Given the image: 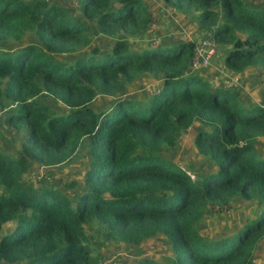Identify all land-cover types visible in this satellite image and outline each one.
I'll return each mask as SVG.
<instances>
[{
  "label": "trees",
  "instance_id": "16d2710c",
  "mask_svg": "<svg viewBox=\"0 0 264 264\" xmlns=\"http://www.w3.org/2000/svg\"><path fill=\"white\" fill-rule=\"evenodd\" d=\"M159 1L210 34L224 69L264 70V0ZM152 18L149 0H0V124L23 131L14 152L0 131V264H102L111 243L132 248V264H264V89L245 98L192 69V39L134 45ZM137 80L155 87L127 93ZM191 125L207 171L164 154ZM80 150L71 197L31 179L32 164ZM241 199L251 216L201 233L207 211ZM156 235L168 253L148 256L141 243Z\"/></svg>",
  "mask_w": 264,
  "mask_h": 264
},
{
  "label": "rangeland",
  "instance_id": "374dc122",
  "mask_svg": "<svg viewBox=\"0 0 264 264\" xmlns=\"http://www.w3.org/2000/svg\"><path fill=\"white\" fill-rule=\"evenodd\" d=\"M58 1L64 4L67 0H53ZM158 1V0H156ZM70 3L76 2V0H69ZM159 5H155V7H150V10L153 15V24L151 26V29L149 30V34L133 39L132 42L134 45H141L144 42L147 44L154 45L156 43H159L164 36H162L163 33L169 32L175 33L176 32V22L178 20L180 23L178 24L181 27V31H183L182 38L183 40H187L188 38H195L196 33L198 30L192 25L188 23V20H184V18H180V15L174 12L173 14L170 12L169 9H171L169 6H166L165 4H162L163 2L159 1ZM155 2H151L149 6H153ZM73 6L69 5V10L72 11ZM152 30V31H151ZM167 30V31H166ZM160 31V32H158ZM152 39V41H151ZM189 40V39H188ZM99 43V42H98ZM101 44V43H100ZM219 49V48H218ZM216 51V49H215ZM221 56L215 55L214 58L210 60L209 67L203 71V73H207L209 76H213V78H219L224 84H230V73L224 69L221 64ZM251 75V74H250ZM259 79L257 82V88L256 83H253V77L254 74L251 75V78L248 79L245 76H242L239 81V78H237V84L236 86L241 85V82L244 83L245 87L248 84L255 86V90H259L262 86H264V74H256L255 77ZM134 85L136 88L133 89V91H129L127 93H130L131 95L140 96L139 94L145 92H151L155 84L154 82H151V80H137ZM241 87V86H240ZM128 97V96H124ZM109 99L98 96L93 101V106L95 108L103 107L104 104H106ZM1 112V111H0ZM191 125L188 127L184 132L183 135L180 137V142L176 147H174L171 151L164 152L165 156L171 159H174L178 164L182 165L185 168H188L192 173H196V171H207L211 167V162L208 161L207 158H202L197 152L195 151L194 147L192 146V137L194 134V128ZM0 131L5 135V137L8 138V143H5L7 145V149L14 152L18 149L19 143L22 139V129H15L12 127H6L3 124H0ZM11 135L14 136L10 137ZM83 150H80L75 154V156L66 164H60V165H54L52 167H46L42 165H36L32 164V170L30 171L31 179L35 176L40 177V184H43L44 182L50 185L56 186L60 191L67 194L69 197L73 195V192L77 191V186L74 188L75 190L71 191L70 189H64L63 185L65 180L69 179H75V180H82V162H83V156H81L80 153H82ZM43 180V181H41ZM255 210V204L253 202H245L244 200H235L230 202V204L227 206V208L223 211H216V210H210L207 211L203 215V219L199 225L200 231L203 235L206 236H212L217 237L219 235L225 234L226 232H231L236 225H239L242 223L246 218L251 216V214ZM7 229H11L10 225H7ZM141 247L143 250V253L148 256H158L160 253H168L167 244L159 235L150 237L143 241L141 243ZM100 248L102 250L101 255L102 257V264H132L134 260V254L132 252V248H119L116 243L107 244L106 246L100 245ZM258 254L257 257H255V261L259 263H264V238L260 241L259 246L257 248Z\"/></svg>",
  "mask_w": 264,
  "mask_h": 264
},
{
  "label": "crops",
  "instance_id": "0c3cea01",
  "mask_svg": "<svg viewBox=\"0 0 264 264\" xmlns=\"http://www.w3.org/2000/svg\"><path fill=\"white\" fill-rule=\"evenodd\" d=\"M151 2H155V4L153 5V6H150L151 8H152V10H153V8L155 7V5L157 4V5H159L160 4V2H159V0L158 1H156V0H149V5L151 4ZM162 4H164V3H162ZM166 5V4H165ZM167 6V5H166ZM170 12L173 14L175 11L174 10H172V9H169V14H170ZM174 15V14H173ZM180 23V21L178 20V22H176L175 24H176V32L175 33H169V32H165V33H163L162 34V36H164V38H162L161 40H160V42H166V41H168L169 42V40H176V39H174V38H184L183 36H182V33H183V31H181V27L178 25ZM151 29V28H150ZM152 31V30H151ZM167 31V30H166ZM158 32H160V31H158ZM150 33V32H149ZM149 33H146L145 35H147V34H149ZM204 32H201V31H199L198 30V32L196 33V35H195V38H191L192 40H194V42L195 41H197V39H199L201 36H202V34H203ZM144 35V36H145ZM151 41H152V39H151ZM159 42V43H160ZM145 43V42H144ZM221 50H218L217 49V52L215 51V54H214V56L217 54V55H220L221 56ZM214 56L212 57V58H214ZM211 58V59H212ZM221 66L223 67V64H221ZM208 67H209V65H208ZM207 67V68H208ZM206 68V69H207ZM224 68V67H223ZM205 69V70H206ZM204 70V71H205ZM230 74V78H233V77H237V78H239V81H240V79H242L241 77L242 76H245L247 79L250 77L251 78V75L252 74H254V77L252 78L253 79V83L255 82L256 83V88H257V82L259 81V80H257V79H259L258 78V76L257 77H255V75L256 74H264V70H262V69H259V68H256V67H252V66H249V67H247L244 71H242L241 73L240 72H233V71H229V70H227ZM251 74V75H250ZM209 77H211V78H213V76H209ZM213 79H217V78H213ZM218 80H220L219 78H218ZM221 81V80H220ZM222 82V81H221ZM223 83V82H222ZM245 84L244 83H242L241 82V85H239L238 87H239V89H240V91H242V95L245 97V98H248V97H254L255 99L256 98H258L257 97V95H256V92L254 91L255 90V86H253L252 84L251 85H249L248 86V84L246 85V87L244 86ZM241 86V87H240ZM260 89H264V86H262Z\"/></svg>",
  "mask_w": 264,
  "mask_h": 264
},
{
  "label": "built area",
  "instance_id": "2783aa9c",
  "mask_svg": "<svg viewBox=\"0 0 264 264\" xmlns=\"http://www.w3.org/2000/svg\"><path fill=\"white\" fill-rule=\"evenodd\" d=\"M188 39L191 40V38ZM215 49L216 45L212 42L210 34L208 32H204L202 36L195 41L194 53L192 55L190 67L192 69H202L208 67L211 58L215 54ZM230 81V84L227 85L235 86V84H237V77L231 78ZM36 177L37 176L34 178Z\"/></svg>",
  "mask_w": 264,
  "mask_h": 264
},
{
  "label": "clouds",
  "instance_id": "9594fccd",
  "mask_svg": "<svg viewBox=\"0 0 264 264\" xmlns=\"http://www.w3.org/2000/svg\"><path fill=\"white\" fill-rule=\"evenodd\" d=\"M190 40V39H189ZM236 86V85H235Z\"/></svg>",
  "mask_w": 264,
  "mask_h": 264
}]
</instances>
